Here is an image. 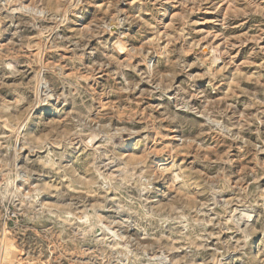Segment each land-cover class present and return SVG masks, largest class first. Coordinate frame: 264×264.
Here are the masks:
<instances>
[{"label":"rangeland","instance_id":"1","mask_svg":"<svg viewBox=\"0 0 264 264\" xmlns=\"http://www.w3.org/2000/svg\"><path fill=\"white\" fill-rule=\"evenodd\" d=\"M0 264H264V0H0Z\"/></svg>","mask_w":264,"mask_h":264},{"label":"bare ground","instance_id":"2","mask_svg":"<svg viewBox=\"0 0 264 264\" xmlns=\"http://www.w3.org/2000/svg\"><path fill=\"white\" fill-rule=\"evenodd\" d=\"M124 4V3H123ZM67 12V11H66ZM56 47V46H55ZM50 48V47H49ZM211 54V53H210ZM102 102V101H101ZM152 157H154V156H152ZM5 245V244H4ZM14 245V244H13ZM3 250H6V252L5 253H3V254H5L4 256H5V258L7 259V260H11V261H13V262H17L18 263V261H19V259H21L20 258V255H19V253H18V251L16 250V249H14L13 247L11 248V246H10V243H8L7 242V244H6V249L5 248H3ZM5 259V260H6ZM6 260V261H7ZM8 262V261H7Z\"/></svg>","mask_w":264,"mask_h":264}]
</instances>
